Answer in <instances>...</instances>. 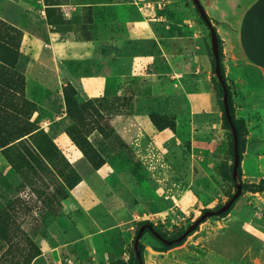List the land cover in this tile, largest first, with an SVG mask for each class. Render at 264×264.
I'll list each match as a JSON object with an SVG mask.
<instances>
[{"label": "rangeland", "instance_id": "374dc122", "mask_svg": "<svg viewBox=\"0 0 264 264\" xmlns=\"http://www.w3.org/2000/svg\"><path fill=\"white\" fill-rule=\"evenodd\" d=\"M9 1L4 16L30 29ZM27 1L59 47L36 60L28 36L0 17V264H138L142 224L174 239L236 192L210 31L192 0ZM200 2L214 27V0ZM37 69L41 96L26 87ZM225 81L241 193L179 243L144 231L143 264L264 262V107ZM224 217L251 232L223 233Z\"/></svg>", "mask_w": 264, "mask_h": 264}, {"label": "crops", "instance_id": "0c3cea01", "mask_svg": "<svg viewBox=\"0 0 264 264\" xmlns=\"http://www.w3.org/2000/svg\"><path fill=\"white\" fill-rule=\"evenodd\" d=\"M1 1H7L6 4L10 2L9 0ZM15 2H18L17 5L20 8L18 22L22 25L26 24V26L29 24L30 29H25L20 25L16 26V24H13L16 21L7 19L4 16L3 3H0V17L4 21L12 23L28 36L32 55L36 60H52V55L45 48V45H51L53 50L57 51L59 44L53 41L50 25L45 17L37 13L35 5L29 1L14 0L13 3ZM69 6L70 13H74L79 5L64 4L59 7L69 8ZM203 7L208 17L211 18L213 15L208 10V6L203 4ZM211 7L215 9L214 13L217 14L215 21H212L222 42L224 76L235 81H241L244 85L239 88V95L245 97L248 101H255L254 104L260 107H264V0H214ZM44 81L45 76H41L37 69L34 74L26 79L27 90L34 95L41 96ZM256 102L260 103L257 104ZM221 221L223 224L230 226L222 228L225 231L223 233L228 235L233 234V232L237 233L239 231L238 225L241 226L240 230L244 233V236L246 235L244 231L251 232L252 230L244 226L245 219L224 217ZM216 222L221 224L220 220ZM219 241L222 242V240ZM236 241L229 239V243L224 245L225 249L231 250L232 248L234 250L238 247ZM216 245L219 247V243H216ZM246 253L248 252L246 251L245 255ZM220 258L223 264H239L236 259L230 257L220 255ZM255 264H264V262L257 259Z\"/></svg>", "mask_w": 264, "mask_h": 264}, {"label": "water", "instance_id": "95a60500", "mask_svg": "<svg viewBox=\"0 0 264 264\" xmlns=\"http://www.w3.org/2000/svg\"><path fill=\"white\" fill-rule=\"evenodd\" d=\"M194 2V5L207 25L209 31H210V36H211V46H212V53H213V58H214V71L215 75L222 87L223 90V110L224 114L226 116L227 122L230 126L231 132H232V137H233V154H234V161H233V170H232V179L235 183L236 186V192L234 195L228 200L223 206H221L219 209L215 211H206L204 212L193 224H191L184 233H182L180 236L174 239H167L164 236H162L158 231L154 230V228L149 225V224H143L140 226V228L137 231V234L135 236L134 242H133V247L134 251L136 254V258L139 262V264H143L141 261V255L139 251V240L141 236L143 235L144 231L147 229L158 241L162 242L164 245L170 246L175 243L181 242L188 234L191 232L195 231L199 224H201L204 220H206L209 217L216 216L223 214L229 210V208L232 206V204L235 202V200L239 197L241 190H242V185L238 183V167L240 164L239 160V140H238V133L237 129L232 121V116L230 112V107H229V99H228V90L226 88L225 81L223 80V76L221 73V68H220V52H219V43H218V37L216 31L213 29L210 20L208 19V15L205 12V9L203 5L201 4L200 0H192Z\"/></svg>", "mask_w": 264, "mask_h": 264}, {"label": "trees", "instance_id": "16d2710c", "mask_svg": "<svg viewBox=\"0 0 264 264\" xmlns=\"http://www.w3.org/2000/svg\"><path fill=\"white\" fill-rule=\"evenodd\" d=\"M208 19L210 20V18L208 17ZM213 27V26H212ZM213 29L215 30V28L213 27ZM217 37H218V35H217ZM218 43H220V39H219V37H218ZM219 52H220V45H219ZM220 68H221V73H222V76H223V80L225 81V76H224V72H223V70H222V67H221V55H220ZM225 84H226V81H225ZM220 87H221V85H220ZM226 88H227V90H228V85L226 84ZM221 91H222V93H223V90H222V87H221ZM228 93H229V90H228ZM229 97H228V99H229V107H230V112H231V116H232V121H233V114H232V103H231V96H230V94L228 95ZM223 117H224V120H225V122L228 124V122H227V119H226V116H225V114H224V112H223ZM233 123H234V121H233ZM235 125V124H234ZM228 126H229V124H228ZM230 127V126H229ZM236 127V126H235ZM237 129V128H236ZM237 133H238V131H237ZM238 140H239V138H238ZM232 151H233V149H232ZM241 159H242V155L240 154V152H239V160H240V163H241ZM239 172H240V164H239V167H238V175H239ZM231 208V207H230ZM229 208V209H230ZM228 212V211H227ZM205 221V220H204ZM203 221V222H204ZM202 222V223H203ZM143 225V224H142ZM145 231H148V230H145ZM149 232V231H148ZM161 234V233H160ZM162 235V234H161ZM163 236V235H162ZM178 237V236H177ZM177 237H175V238H177ZM137 263H139L138 262V260H137Z\"/></svg>", "mask_w": 264, "mask_h": 264}, {"label": "bare ground", "instance_id": "6f19581e", "mask_svg": "<svg viewBox=\"0 0 264 264\" xmlns=\"http://www.w3.org/2000/svg\"><path fill=\"white\" fill-rule=\"evenodd\" d=\"M238 239V238H237ZM241 240V239H240ZM229 243V242H228ZM225 244V243H224ZM232 244V243H231ZM234 247V246H233ZM232 249V248H231ZM233 250V249H232ZM236 250V249H235ZM231 251V250H230ZM234 251V250H233ZM235 252V251H234ZM236 252H238V250L236 251ZM237 255V254H236ZM234 257V256H233Z\"/></svg>", "mask_w": 264, "mask_h": 264}, {"label": "flooded vegetation", "instance_id": "af4514ba", "mask_svg": "<svg viewBox=\"0 0 264 264\" xmlns=\"http://www.w3.org/2000/svg\"><path fill=\"white\" fill-rule=\"evenodd\" d=\"M147 230V229H146ZM139 264V263H138Z\"/></svg>", "mask_w": 264, "mask_h": 264}]
</instances>
